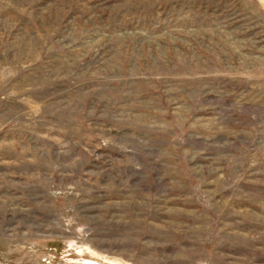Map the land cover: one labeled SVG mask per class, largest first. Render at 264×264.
Here are the masks:
<instances>
[{
  "label": "rangeland",
  "instance_id": "obj_1",
  "mask_svg": "<svg viewBox=\"0 0 264 264\" xmlns=\"http://www.w3.org/2000/svg\"><path fill=\"white\" fill-rule=\"evenodd\" d=\"M0 264H264V0H0Z\"/></svg>",
  "mask_w": 264,
  "mask_h": 264
}]
</instances>
